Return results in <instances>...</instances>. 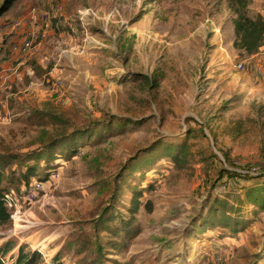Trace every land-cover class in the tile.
Segmentation results:
<instances>
[{
	"label": "rangeland",
	"instance_id": "374dc122",
	"mask_svg": "<svg viewBox=\"0 0 264 264\" xmlns=\"http://www.w3.org/2000/svg\"><path fill=\"white\" fill-rule=\"evenodd\" d=\"M249 11L264 16V0H249ZM41 12L48 37L35 53L12 54ZM232 18L225 0H16L1 12L0 153L94 131L80 154L57 159L60 178L44 181L45 193L21 201L20 216L0 226V246L11 240L13 252L25 244L45 260L59 252L63 264L88 263L96 246L74 253L75 237L95 242L92 222L125 164L116 209L128 216L139 186L153 207L135 215L140 231L127 248L103 257L215 264L224 252L219 264H264V77L251 69L264 67V46L234 48ZM16 20L22 26L11 32ZM14 60L23 65L4 72ZM13 168L3 184L21 191L8 181ZM226 171L250 176L231 185ZM212 201L239 220L237 230L222 210L209 214Z\"/></svg>",
	"mask_w": 264,
	"mask_h": 264
},
{
	"label": "trees",
	"instance_id": "16d2710c",
	"mask_svg": "<svg viewBox=\"0 0 264 264\" xmlns=\"http://www.w3.org/2000/svg\"><path fill=\"white\" fill-rule=\"evenodd\" d=\"M225 1L227 8L233 15V47L242 50L246 54L257 52L264 46V16L260 13L254 15L250 13L249 0ZM15 2L16 0H2L0 13L11 8ZM92 131H94L92 128L75 129L70 133L50 139L41 147L27 150L24 153H0V226L9 224L11 220L10 210L6 206L4 194L13 192L15 195L21 196L23 191L30 186L34 179L46 181L50 176L54 161L64 157V159L67 160L75 156L77 152L81 150V147L85 146L84 141L90 136ZM12 165L17 168L10 170L8 181L13 182V180H16L21 183L24 187L21 191L16 190L15 192L13 189H9L6 184H3L5 169ZM125 167L124 164L114 176V183L111 187L109 199L92 222L95 242H93L94 239H92V235L90 234H87L83 238H81V236L75 237V243H78V245H74V253H82L93 244L96 246L95 250L90 253L93 255H91L92 258L90 261L81 264H128V262H120L116 258L103 257L102 254L103 252L116 253V251H124L129 241L136 237L140 231L139 228L134 226L135 215H137L142 206L147 212H151L153 206L150 200L142 202L141 199L144 190L139 186L133 189L130 204L127 208L128 216H123L116 209V200L122 191V185L118 182V178L121 177L123 171L126 169ZM226 172L231 175V185L237 184L234 179L237 176H250L248 173L235 171ZM14 173L18 176L15 177ZM145 189L150 190L151 184ZM216 201L209 203V214H214V212L222 210L223 218L230 221L227 224L231 229L237 230L239 220L230 216L228 217L227 214H229V210L217 208V206H215ZM218 203H220V201ZM231 208L232 207H230V209ZM198 219L199 218L196 220ZM207 222V219H204V222H202L205 230L207 229L205 228ZM101 238L103 241L99 242ZM15 246L16 244L11 240L3 242L0 246V264H59V252L53 255L48 261H45V259L42 258L41 252L38 250L28 248L25 244H18L16 250L13 252L12 249ZM93 252H95V254ZM8 253H10V255L7 256ZM6 256L7 261L5 260ZM103 258L106 259L103 260ZM8 259H10V262ZM82 260H84V258Z\"/></svg>",
	"mask_w": 264,
	"mask_h": 264
},
{
	"label": "built area",
	"instance_id": "2783aa9c",
	"mask_svg": "<svg viewBox=\"0 0 264 264\" xmlns=\"http://www.w3.org/2000/svg\"><path fill=\"white\" fill-rule=\"evenodd\" d=\"M50 17L47 13L41 12L38 15H32L29 18V22L25 27L23 40L17 44L15 48L11 49L12 53L18 54H27L31 53L35 50V48L40 45L49 35L50 26H51ZM22 26V20H16L12 23L10 30L11 32L16 29H20ZM4 48V40L0 36V54ZM238 70H247L248 65L244 62H239L235 65ZM252 71L256 74L264 77V67L261 66H252ZM60 84L59 80L53 82V87H58ZM81 151L77 152L80 154ZM59 160H55L53 165H56L55 168L52 169V172L49 176V180H58L60 178V172L57 167ZM47 181V180H46ZM45 193L44 181L39 179H34L30 186L25 189L21 196L15 195L13 192H7L4 194L5 203L7 208L10 210V218L14 219L16 216H20L21 212V201L22 202H35L37 201L42 194ZM224 252L218 253L214 256V263L219 264ZM48 261V260H45Z\"/></svg>",
	"mask_w": 264,
	"mask_h": 264
},
{
	"label": "crops",
	"instance_id": "0c3cea01",
	"mask_svg": "<svg viewBox=\"0 0 264 264\" xmlns=\"http://www.w3.org/2000/svg\"><path fill=\"white\" fill-rule=\"evenodd\" d=\"M20 33L21 34H19V36H17V37H15V39H16V41H15V43H20L22 40H23V37H24V30L21 28V30H20ZM37 51V49L34 51V52H32V53H35ZM12 54H18V53H12ZM14 61H17V60H14ZM8 63V61L6 60L5 62H4V64H7ZM23 65V61H21V60H18L17 62H16V66H7V67H5L4 69H3V71L4 72H12L13 70L14 71H16V68L19 66V65ZM15 67V68H14ZM52 257V256H51ZM50 259V258H49ZM59 264H63L62 263V258H59Z\"/></svg>",
	"mask_w": 264,
	"mask_h": 264
}]
</instances>
